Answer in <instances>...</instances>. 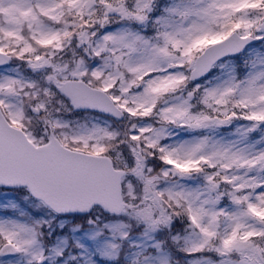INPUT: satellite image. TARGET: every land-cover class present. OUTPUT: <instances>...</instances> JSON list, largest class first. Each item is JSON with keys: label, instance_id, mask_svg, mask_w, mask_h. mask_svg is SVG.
Listing matches in <instances>:
<instances>
[{"label": "snow or ice", "instance_id": "6c2138e0", "mask_svg": "<svg viewBox=\"0 0 264 264\" xmlns=\"http://www.w3.org/2000/svg\"><path fill=\"white\" fill-rule=\"evenodd\" d=\"M0 264H264V0H0Z\"/></svg>", "mask_w": 264, "mask_h": 264}]
</instances>
